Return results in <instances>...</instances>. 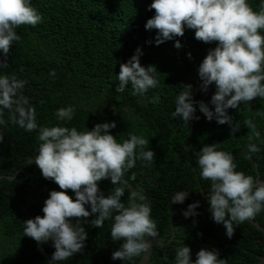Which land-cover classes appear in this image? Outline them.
<instances>
[{"label": "trees", "instance_id": "16d2710c", "mask_svg": "<svg viewBox=\"0 0 264 264\" xmlns=\"http://www.w3.org/2000/svg\"><path fill=\"white\" fill-rule=\"evenodd\" d=\"M261 2L248 0L255 11L260 10ZM150 3L31 0L41 20L35 26L22 24L16 28L20 38L12 43L7 57L0 58L6 62L0 73L26 81L19 95L35 109L40 127L59 123L83 131L96 123L115 121L116 127L109 131L117 142H123L129 133L145 138L146 144L137 151L151 149L153 162L138 158L122 178L150 203L157 237L163 241L172 237L164 256L162 248L153 245L148 264H173L181 242L190 248L193 260L201 247H207L217 249L224 264H257L264 253V233L245 220L234 223L231 238L225 235L222 224L212 220L207 197L202 195L211 190V181L198 175L194 153L205 144L218 143L219 150L233 155L237 171L264 181V98L227 109L233 126L239 128L236 133H230L227 123L205 119L198 108L194 114L200 117L198 120L185 123L174 116L175 98L182 84L192 85L194 100L207 103L213 94V85L207 92L200 90L197 68L216 42L199 41L194 38V30L185 29L182 36L155 44L156 30L144 27L154 13L147 8ZM175 40H179L180 48L174 47ZM137 47L142 52L140 64L153 66L158 83L142 95L136 94L130 84L118 92L119 66ZM69 105L74 108L72 119L59 121L56 110ZM12 115L6 109L0 117L4 120L0 124V264H48L54 251L51 241L38 244L24 235L23 221L42 216L49 191L60 189L30 162L40 143L38 129L25 131L12 122ZM249 119L256 125L255 131L246 126ZM249 143H255L259 151L245 158ZM97 183L105 195L116 187L108 179ZM119 186L125 190L121 201L127 204L129 190L124 183ZM182 189L189 193L184 201L171 202L172 195ZM64 191L74 198L70 189ZM194 201H199L197 215L185 218L183 210ZM94 218H80V226L87 232L84 247L57 264H136L140 255L123 262L111 258L122 241H113L110 236L111 218L101 228L91 223ZM69 219L75 222L77 218ZM251 219L264 228V210Z\"/></svg>", "mask_w": 264, "mask_h": 264}, {"label": "clouds", "instance_id": "9594fccd", "mask_svg": "<svg viewBox=\"0 0 264 264\" xmlns=\"http://www.w3.org/2000/svg\"><path fill=\"white\" fill-rule=\"evenodd\" d=\"M147 8L154 9V13L144 27L156 30L154 43L157 45L182 36L185 29L194 30V38L199 41L216 42L197 68L200 90L207 92L209 85L214 86L209 101L194 100L192 85L182 84L175 98L173 115L185 123L198 120L200 117L194 115L198 108L205 119L227 123L230 133L238 132L227 109H236L241 102L256 97L264 98V0L259 11L253 10L248 0H151ZM40 20L41 15L31 5V0H0V58L7 57L12 43L19 40L18 26H35ZM174 47H181L179 40H175ZM141 54L137 47L134 54L120 64L116 91L123 92L130 84L136 94L142 95L157 85L153 66L140 64ZM187 55L191 58V53ZM5 63L0 59V67ZM25 83L15 76L0 73V117L7 109L13 113L12 122L18 127L27 132L38 129L40 143L30 162L60 190L49 191L41 208L42 216L23 221L24 235L38 244L51 241L54 251L48 264H57L83 249L87 232L80 226V218L92 215L95 218L91 223L96 228H101L109 218L113 221L110 236L113 241H122L111 253L113 260L123 262L146 253L150 246L146 236H158L156 223L150 215V203L145 196H138L132 190L125 204L121 201L125 190L119 186L124 183V173L134 167L138 158L148 164L153 162L151 149L137 151L146 144L145 138L129 133L127 139L117 142L109 131L116 127L115 121L96 123L90 130L83 131L59 123L40 127L35 109L19 95ZM73 112L70 105L60 107L56 117L59 121H69ZM3 123L0 118V124ZM245 123L256 130L251 119ZM0 140H3L2 135ZM258 151L255 143H249L245 158ZM194 156L198 175L211 181L207 203L212 220L222 224L225 235L231 238L234 223L238 225L264 210V181L237 171L233 155L219 150L218 143L203 145ZM102 179L116 185L110 194L100 191L97 182ZM68 189L74 198L64 191ZM188 194L186 189L176 191L170 201L182 203ZM198 205L199 201L188 204L182 215L185 218L197 215ZM69 218L77 219L73 222ZM190 254V248L181 242L173 264H224L215 248L201 247L194 260Z\"/></svg>", "mask_w": 264, "mask_h": 264}, {"label": "water", "instance_id": "95a60500", "mask_svg": "<svg viewBox=\"0 0 264 264\" xmlns=\"http://www.w3.org/2000/svg\"><path fill=\"white\" fill-rule=\"evenodd\" d=\"M1 176L2 175H0V177ZM255 179L258 180V181H262V180H259L258 177H256ZM122 180L124 181V184L127 186L128 190H129V195H130V191L135 190V188L126 179L122 178ZM208 194L209 193L202 192V195L204 197H207ZM246 221H248L250 224L255 226L258 230H260L261 232L264 233V228L257 221H255V220H253L251 218L246 219ZM146 239L150 243L149 249L147 250L146 253H142L140 255V258L137 259L136 264H148V261H149V258H150V254L152 252L153 245L160 246L162 248V254L164 256L165 252H166V248L170 244V242L172 240V237L168 238L166 241H163L159 237L152 238V237H147L146 236ZM257 264H264V253L261 256H259V260H258Z\"/></svg>", "mask_w": 264, "mask_h": 264}]
</instances>
